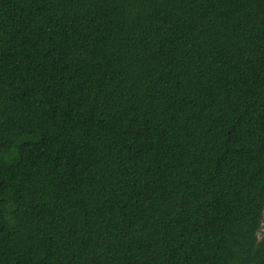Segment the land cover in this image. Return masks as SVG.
<instances>
[{
	"label": "trees",
	"instance_id": "trees-1",
	"mask_svg": "<svg viewBox=\"0 0 264 264\" xmlns=\"http://www.w3.org/2000/svg\"><path fill=\"white\" fill-rule=\"evenodd\" d=\"M264 0H0V264H264Z\"/></svg>",
	"mask_w": 264,
	"mask_h": 264
},
{
	"label": "rangeland",
	"instance_id": "rangeland-1",
	"mask_svg": "<svg viewBox=\"0 0 264 264\" xmlns=\"http://www.w3.org/2000/svg\"><path fill=\"white\" fill-rule=\"evenodd\" d=\"M261 230H264V220H263V223H262V229Z\"/></svg>",
	"mask_w": 264,
	"mask_h": 264
}]
</instances>
